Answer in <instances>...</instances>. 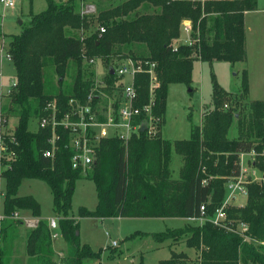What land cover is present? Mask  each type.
<instances>
[{"label": "trees", "instance_id": "1", "mask_svg": "<svg viewBox=\"0 0 264 264\" xmlns=\"http://www.w3.org/2000/svg\"><path fill=\"white\" fill-rule=\"evenodd\" d=\"M81 1L86 0H45L46 9L38 14L30 13L27 26L10 39L7 48L15 70V86L8 95V105H1L0 94V119L16 118L17 145L12 147L16 159L2 170L0 166V178L5 182L0 242L7 244L12 231L22 225L13 218L15 212L29 211L32 217L39 218L36 227L25 236V252L31 264L55 262L52 235L48 222L40 219L39 203L32 196L18 195L24 180L43 181L51 192L53 211L59 217L58 225L67 247L62 264H82L83 259H100V256L80 244L76 236L78 222L68 217L78 180L91 181L97 196L94 210L79 208L80 218L192 219L200 216L201 206L209 218L222 205L227 181L240 174L241 154H257L254 167L264 178V101L250 102L248 115L238 117L233 110L222 108L224 97L229 94L214 82L213 109L204 114L201 127L191 125L188 140L171 142L162 137L168 88L172 84L190 85L195 62L245 61L244 14L257 9V0H126L99 12L96 18L80 15ZM145 4L155 11L140 14L139 8ZM94 21L98 28H105L103 34L97 28L81 40L67 33V29L87 31ZM184 22L190 23L189 42L177 44ZM133 45H139L141 50L134 53ZM122 47L129 48L127 54L122 52ZM128 56L148 63L143 65V72L134 76L136 104L140 107L150 104L156 133L149 134L145 125V131L138 130L126 141L102 139L94 163L86 168H73L70 134L58 128L54 156L46 158L44 152L50 148L51 131L40 128L32 132L28 129L29 120L46 115L43 109L51 101H56L60 116L68 112L70 99L86 102L92 87L84 75V61L98 58L113 67L115 58ZM150 64L154 65L158 84L151 95L146 72ZM48 66L58 77L56 86L47 82ZM70 69L74 73L73 83L63 88L62 78ZM107 78L111 86L114 79ZM248 90V75L244 70L241 96H246ZM107 91L111 96V90ZM142 119L144 116H140L139 122ZM233 123L237 136L228 139L226 132ZM173 153L182 160L177 179H173L170 170ZM246 189V204L228 208L227 219L245 223L246 235L261 243L264 242V182L249 183ZM137 236H150L156 244L170 243V257L158 264L192 261L264 264V251L208 220L202 225L189 224L149 235L137 232L127 239ZM180 245L193 251L194 257L190 258L187 250L177 251ZM5 246H0V264H9L12 256V250H6ZM115 253L112 251L111 257Z\"/></svg>", "mask_w": 264, "mask_h": 264}, {"label": "rangeland", "instance_id": "2", "mask_svg": "<svg viewBox=\"0 0 264 264\" xmlns=\"http://www.w3.org/2000/svg\"><path fill=\"white\" fill-rule=\"evenodd\" d=\"M56 2H64L65 0H55ZM126 0H86L81 1L79 12L85 5H92L95 12L89 16H98V13L108 9L109 7L120 4ZM257 8L264 10V0H257ZM46 9L45 0H21L16 3L14 8L7 9L0 4V27L3 38L0 39V92H1V105L6 106L9 103V92L12 88L15 78V70L11 61L7 57V48L10 39L21 33L23 28L27 26L30 21V13L38 14ZM153 7L145 4L139 8L140 14L153 13ZM81 15V14H80ZM264 19L263 14L259 15ZM131 18V15L129 16ZM91 27L87 31H75L67 29L70 36L78 37L81 40L86 37L91 31L98 28L96 21L91 23ZM253 24L251 20L248 22V27ZM184 29L181 27V36ZM190 34V33H189ZM180 36V38H181ZM247 51L246 59L243 62L230 64L226 62H195L192 70V78L190 85L172 84L168 88L166 99V110L164 125L162 127V137L168 141L188 140L190 137L191 125H202L204 114L213 109L212 95L213 83L228 93L224 97L225 110H233L238 113V117L244 118L248 115L249 104L252 101H264V46L256 42L253 33H248L247 38ZM129 48L122 47V52L127 54ZM131 50L138 53L141 50L139 45H133ZM129 57V56H128ZM127 58L117 59L112 61L115 66L127 62ZM132 62H135L129 57ZM94 65H88L86 61L83 62L85 69V78L91 84V89L96 93H100L101 107L107 104V97L110 92L107 90L102 91L99 87L107 85L106 70L108 69L107 63L101 59L95 58ZM139 61V60H138ZM50 65V64H49ZM244 70L248 75L249 90L246 96H241V81L242 73ZM73 70H69L64 78H62V87L68 88L73 83ZM47 82L57 85L58 77L53 72L52 67L48 66L46 71ZM115 84L113 80L112 85ZM225 105L227 107L225 108ZM103 112V109H102ZM240 113V115H239ZM236 115V114H235ZM3 119H5L3 122ZM17 124L16 118L4 117L0 119V134L11 133L15 130ZM151 133H156V126H151ZM13 128V129H12ZM28 129L32 132L37 130V118L32 117L28 123ZM110 133V131H109ZM237 136L236 124L226 132L228 139ZM263 157V155H261ZM254 157L245 156L242 163V168L246 173L243 175L241 186H247L249 180H261L262 172L255 169L253 172ZM255 164V163H254ZM182 165L181 157L172 154L170 170L173 179L178 178L179 170ZM254 173V176H251ZM251 178L249 179V177ZM5 182L0 178V216L3 214V191ZM236 194V195H235ZM19 196H32L40 205V219L48 222L54 218L57 223V228L51 231V235L56 233L57 236L53 237L54 243V257L55 264H62L66 255V243L62 238L60 227L58 225L59 217L53 211V202L51 192L45 182L40 180H24L19 189ZM235 199L229 200L230 207L244 206L247 202V196L238 192L234 193ZM228 199V192L226 191L224 201ZM236 200V201H235ZM226 202V201H225ZM97 204V196L95 186L91 181L78 180L75 184V189L72 197L71 211L69 218H73L78 222V238L82 245H87L94 253H98L100 259H83L82 264H158L160 260H166L170 256L167 247L168 242L165 244H156L150 236L134 237L127 239L137 232L144 234L163 232L166 229L183 228L185 225H199L202 223L197 221L190 222L181 218H165V219H152V218H80L78 210L80 207H85L88 210H94ZM235 204V205H233ZM20 217L30 221L31 213L29 211H19ZM1 218V217H0ZM22 222V220H20ZM23 225V222H22ZM19 226L11 233V239L7 244L0 242V246L6 245V250H12V256L9 259V264H31L25 252V236L31 229H26L24 226ZM240 226L235 225L233 230H239ZM230 232V230H228ZM115 242V245L112 243ZM261 251H264V242L255 243L249 242ZM156 250H155V249ZM177 251L183 246L176 247ZM154 249V250H153ZM102 250V251H101ZM115 251L114 257H111V252ZM190 254L191 251L187 250ZM193 262V263H192ZM189 264H196L194 261Z\"/></svg>", "mask_w": 264, "mask_h": 264}, {"label": "built area", "instance_id": "3", "mask_svg": "<svg viewBox=\"0 0 264 264\" xmlns=\"http://www.w3.org/2000/svg\"><path fill=\"white\" fill-rule=\"evenodd\" d=\"M21 0H0V4L4 8H14L16 3ZM82 7L81 16H89L95 12V8L92 5H85ZM99 34L105 32L104 27H99ZM184 31L190 33V23H183ZM8 57V56H7ZM9 59V58H8ZM88 65H94L95 60L90 59L86 61ZM148 63L143 64L141 61L132 62L131 59H127L126 63L113 66L114 74L111 76L106 70V75L113 78L114 85H104L99 87L102 91L110 89L112 95L107 97V104L101 107L100 93H96L91 89L90 94L86 98L85 103H80L77 100L70 99L68 102L69 110L60 116L59 107L56 101H51L46 104L43 109L47 114L37 119V129H50L51 136L48 140L50 148L44 152L46 158H53L55 153V142L59 139L57 135L58 128H62L69 132V146L74 151L71 158L72 167L77 168L79 166L86 168L91 166L95 160L96 148L99 142L105 138H120L124 141L128 140L131 135L136 134L141 127L148 126L149 134L151 133L153 122H156L153 116H151L150 104L142 107L137 106L138 94L134 86V76L140 72H143V65L147 66ZM149 69L146 71L150 77V95L154 89L158 86L157 80L153 72V64L148 65ZM109 68V67H108ZM15 84L13 83L12 87ZM12 89V88H11ZM10 93V92H9ZM227 105H225V108ZM103 109V112H102ZM140 116H144V119L139 122ZM5 119H3V122ZM144 124V125H143ZM13 129V128H12ZM110 131V133H109ZM17 145V141L14 137V129L11 133L0 134V166L1 170L9 166L11 162L16 159V153L12 148ZM257 158L255 152L243 153L240 155V174L238 177L230 178L226 183V191L228 192V199L222 202V205L217 208L213 215L206 218L204 206L200 207V216L198 218H192V221L204 223L208 220L215 227L230 230L243 238L246 242L259 243L256 240L251 239L246 235L248 226L245 223L232 222L227 219L226 207L229 205V200L235 199V192H238L244 196H247L246 186H241L245 169L242 168L243 159L245 156ZM264 155V154H263ZM253 172L256 169L254 163L252 164ZM258 170V169H257ZM254 176V173H251ZM249 177V179L251 178ZM264 178L261 180H249L247 183L262 184ZM15 220H22L23 224L28 227L34 225V222L24 220L20 217L18 212L13 214ZM235 225L240 226L239 230H233ZM50 230L57 228V223L54 219L48 222ZM53 237L57 234L53 233ZM263 243V242H261ZM116 243L113 242L112 245Z\"/></svg>", "mask_w": 264, "mask_h": 264}, {"label": "crops", "instance_id": "4", "mask_svg": "<svg viewBox=\"0 0 264 264\" xmlns=\"http://www.w3.org/2000/svg\"><path fill=\"white\" fill-rule=\"evenodd\" d=\"M263 12H264V10H259L257 8L255 11L246 12L244 14L245 48H246V51H247L248 33H253L254 38L256 37V42L255 43H257V44L259 43L260 45L264 46V19L262 17H259V15H261V13L263 14ZM251 20L253 21V24L250 25L251 27H248V22H250ZM182 29H183V26H182ZM188 42H189V31H184V33L182 34L181 38L178 40L177 44H187ZM0 94H1V92H0ZM233 205H235V204H233ZM238 206L242 207L243 205L242 206L238 205ZM0 217H2V216H0ZM51 219H54V218H51ZM38 220H39V218L31 217L30 221L34 222V225L31 226V227H28V226L25 227V225L23 224L22 226H24L26 229H33V228L36 227ZM184 220L190 222L191 219H184ZM199 225H201V224H199ZM51 231H54V230H51ZM169 244L170 243L168 242L167 247H168ZM180 246H182V245H180ZM53 250H54V243H53ZM180 250H189V251H191L190 249H187L185 247L180 249ZM187 255L190 258H193L194 257V252L191 251V253L189 254L188 251H187Z\"/></svg>", "mask_w": 264, "mask_h": 264}, {"label": "water", "instance_id": "5", "mask_svg": "<svg viewBox=\"0 0 264 264\" xmlns=\"http://www.w3.org/2000/svg\"><path fill=\"white\" fill-rule=\"evenodd\" d=\"M108 74L111 75V76L114 74V71H113V68H112V67H109V68H108ZM145 129H146L145 127H141V128H140V131H145ZM78 235H79V233H78V231H77V232H76V236H78Z\"/></svg>", "mask_w": 264, "mask_h": 264}]
</instances>
